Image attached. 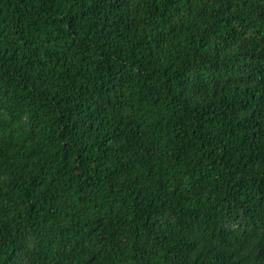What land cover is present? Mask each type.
<instances>
[{"label":"trees","instance_id":"16d2710c","mask_svg":"<svg viewBox=\"0 0 264 264\" xmlns=\"http://www.w3.org/2000/svg\"><path fill=\"white\" fill-rule=\"evenodd\" d=\"M0 264H264V0H0Z\"/></svg>","mask_w":264,"mask_h":264}]
</instances>
